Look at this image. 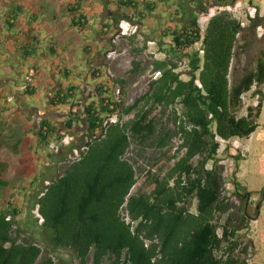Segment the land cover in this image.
<instances>
[{
	"label": "trees",
	"instance_id": "trees-1",
	"mask_svg": "<svg viewBox=\"0 0 264 264\" xmlns=\"http://www.w3.org/2000/svg\"><path fill=\"white\" fill-rule=\"evenodd\" d=\"M191 1L208 12L203 0ZM212 1L223 7L240 0ZM121 3L138 10L142 20L154 11L152 3L143 2L142 10L138 1ZM188 16L185 27L161 34V39H172L168 50L162 51L179 62L152 61L153 77L160 74L132 104L126 101L124 78L116 80L120 99L100 86L98 101L83 110L77 103L78 88L57 92L51 104L70 108L67 129L79 124L75 117L81 116L89 139L82 144L73 141L57 154L65 163L62 172L44 181L46 186L42 184L35 195L32 209L39 215L44 246L20 224L21 210L15 201L6 199L4 206L0 202V264H57L58 250L70 252L80 264H249L253 245L242 232L250 225L251 193H242L236 179L234 192L224 193L218 154L222 143H228L229 150L232 140L249 139L260 126L264 38L257 31L264 28V16L258 11L247 16L245 26L227 10L220 11L210 18L204 33L197 13L185 11L184 18ZM77 19L73 24L83 27V18ZM139 33L130 37L136 57L146 49V44L141 49L136 43ZM199 43L203 56L195 50ZM253 49L257 53L250 58ZM242 56L248 57L244 66ZM186 60V72H178L179 63ZM145 69L144 61H135L129 75L139 76ZM96 73L93 77L98 79ZM251 92L258 105L239 117L243 98ZM75 108L78 114L72 112ZM112 115L117 116L116 123L108 121ZM57 134L56 123L41 122L38 146L48 147ZM84 144L87 150L80 158L69 160ZM9 170L10 165L0 161L1 199L11 186L5 178Z\"/></svg>",
	"mask_w": 264,
	"mask_h": 264
},
{
	"label": "rangeland",
	"instance_id": "rangeland-1",
	"mask_svg": "<svg viewBox=\"0 0 264 264\" xmlns=\"http://www.w3.org/2000/svg\"><path fill=\"white\" fill-rule=\"evenodd\" d=\"M61 1L62 3L57 2L55 5L47 6V8H50V11L44 18L46 21L50 20V17L52 21L54 17L57 18V15H61L62 5L67 0ZM117 1L118 0H104L103 8L108 6V2H110L111 5L109 9L112 12H116L114 15H120V19L113 24V29L110 34L108 36L104 35L108 43V51L103 61L102 75L97 76L99 84L94 85L95 87H88V90L84 91L83 88H85V86H82V84L87 82V80L81 78V89L77 92V103L81 105L80 110H83L93 100L98 101L100 98V86H105V91H107L109 95L114 96L116 100L120 99L122 96L121 86L116 83V80L122 78L127 80L126 101L127 104L130 105L135 99L147 91L149 82L152 78H155L150 68L152 61L174 58L173 60L175 62H179V59L174 57L173 54L168 51H162L168 50L172 39H161V34L168 29H181L185 27L190 21L189 16L184 18L185 11L197 13L199 24H207L210 18L218 12L226 10L239 19L245 26L248 25L247 16L253 17L257 14V11L260 12L261 16H264V0H240L235 6L223 7H217L212 0H203L205 6L208 7V12L206 13L203 10H198L196 4L192 3L191 0H135L138 1L139 4H142L140 5L142 6L140 10L144 8L143 2L147 1L146 3H152L154 5V11L149 12L146 19L142 20L139 14H137L138 10H129L124 7V10L128 11L125 16L132 18V20L129 21L117 10L118 6L114 4ZM227 2L230 3L231 0H227ZM22 6L26 9L24 20L25 22L29 21L33 18V14L35 13L28 3H23ZM107 14L108 13L105 12V17ZM36 17L44 21L41 15L37 14ZM59 21L61 22L63 20ZM93 22L91 28L86 30L74 29L73 32H75L76 35L73 36V39L68 40L67 38V41L72 45L69 52L70 57L67 61V67L79 75H84L90 63V59L85 51V46L89 45L91 48H94V45H97L96 37L98 33L102 31V20L99 19V15L94 16ZM121 24L126 31L130 30V35L118 37L119 31L122 30ZM110 27H112V25H110ZM133 30H136L138 33L140 32L136 39L138 46L144 49L146 44V49H144V52L139 57L134 56L132 52L130 37L135 35L132 33ZM64 34H66V31H64ZM257 35L261 39L264 38V28L259 29ZM161 40L164 42L162 47L159 45ZM45 43L46 40L43 39L37 47L44 50L46 48ZM5 50V46L0 45V51L5 52ZM111 51H116L117 54L109 58L108 56ZM253 53H257L256 49H253V52L250 53V58ZM245 59H248V57L242 56L243 66ZM135 61H144L146 71L139 76L131 77L129 72L133 69V63ZM31 66L32 65L29 64V68H31ZM59 67L61 69L65 67L61 58L51 57V82H56L55 91L59 88V83L57 82H63L64 85L68 86L66 78L54 71V68L57 69ZM5 68L6 67L0 65V74L4 73ZM185 70L186 69L178 70V72H186ZM12 72L13 70L9 71V73ZM182 78L184 80H189L187 75H183ZM100 79L102 80L99 81ZM93 81H96L94 77L91 80L89 79V83ZM79 82L80 78H77V84ZM118 89H120L119 95L117 94ZM92 94L94 96H92V100H89V96ZM45 96L46 94L41 92L38 97H29L28 105L43 107ZM55 96L56 94H53V98ZM243 101L245 106L239 113V117L247 114L248 107H256L258 105V98L253 95V92L246 94ZM50 106V112L53 113L52 120L55 121L59 127V134L53 135L50 138V142L56 140L61 134L63 136L62 141L68 140L70 145L73 143L74 137L76 138V136L79 138L77 139L78 144H82L89 139L86 135L84 122L81 116L75 117L79 124L74 125L75 127L72 130H68L65 123L70 115V108L55 107L52 104H50ZM25 113L27 114H22L21 116L23 120L16 122V126L14 127L15 132H12L11 127L4 125V123H0L2 135L0 137V161H5L10 165V170L5 178L11 184L8 189L2 192L1 196H3V199H1V197L0 202L4 206L6 204V199L15 201V204L21 210V217L19 218L20 224L28 235L33 234L35 240L44 246L45 238L43 230L40 227L41 222L39 221V215L36 210L32 209V206L35 201V195L42 189L40 188L41 185L45 184L44 186H46L47 182L44 183V181H50L51 177L59 176L65 163L59 161L57 154L60 152L51 155L48 153L47 146H38V134L41 122L37 123L36 120L31 119V117H36L38 114L35 111ZM15 115L18 116L16 109L10 111L9 115H7L9 117L8 121L10 122L11 117ZM4 118L6 117L4 116ZM128 119H130L129 116L125 117V120ZM28 122L31 123L30 126L27 125ZM21 124L23 125L21 126ZM259 125L257 131L249 139L232 140L230 142L232 147L229 150L227 147L228 143H222V147L218 154L220 165L223 166V178L225 182L224 193L229 196L234 192L233 179H236L242 184L244 190L242 193H251L247 201L250 225L248 229L242 232L245 239L250 241L253 245V249L248 257L249 264H264V105L262 114L259 118ZM19 137L23 140L22 144L14 146ZM71 138L73 140H71ZM238 157L239 159H237ZM73 158L72 154L68 159L71 160ZM54 162L58 165L57 169H55ZM137 190L138 188H135L133 193ZM235 203L237 204V202ZM195 210L196 206L193 208V211ZM56 257L57 264H80L73 258L70 252L66 250H58L56 252ZM90 264L92 263L90 262Z\"/></svg>",
	"mask_w": 264,
	"mask_h": 264
},
{
	"label": "crops",
	"instance_id": "crops-1",
	"mask_svg": "<svg viewBox=\"0 0 264 264\" xmlns=\"http://www.w3.org/2000/svg\"><path fill=\"white\" fill-rule=\"evenodd\" d=\"M57 2L62 3L61 0H0V45H4L6 48L5 52L0 51V65L6 67L4 73L0 74V123L11 127L12 132H15L16 122L23 120L22 114H27L25 112L35 111L38 115L46 114L44 109L50 106L53 94H57L58 91L66 92L68 88L74 86L76 89L78 88L76 93L79 92L82 84L81 78L87 80L82 84L85 86L84 91H87L88 87L99 84L97 79L91 83H89V79L93 78L96 71V75L99 76L103 71V61L108 51V43L104 35L110 34L113 24L120 19V15H114L116 12L109 9L110 2L103 8L104 0H67L62 5L61 15H57V18L54 17L52 21L51 17L46 21L44 18L50 11L47 6L55 5ZM23 3H28L35 13L33 18L26 22L24 20L26 9L22 6ZM114 4L118 6L117 10L122 15H127L128 11L124 10L121 0ZM105 12L108 13L106 17ZM37 14L41 15L44 21L37 19ZM95 14L99 15V19L102 20V31L96 37L97 45L95 44L94 48L89 45L85 46L90 63L84 75H79L67 67L69 52L72 48L67 38L68 40L73 39V36L76 35L73 32L74 29L91 28ZM79 17L83 18V27L73 24L74 21L79 22L77 19ZM43 39L46 40V48L41 50L37 46ZM51 57L61 58L65 67L54 68V71L63 75L68 81V86L63 82H57L59 88L56 91V82H51ZM29 64L32 65L31 68H29ZM10 70L13 72L9 73ZM77 78H80L78 84ZM27 91L34 92V95H28ZM41 92L46 94L44 106H29V97H38ZM92 96L94 95L89 96V100H92ZM14 109L18 116L11 117L9 122L7 115ZM31 119L35 120L36 117L33 116ZM27 125L30 126L31 123L28 122ZM0 136H2L1 131ZM77 139H79L77 136L74 137V141ZM18 141H21V144L23 142L19 137L14 146Z\"/></svg>",
	"mask_w": 264,
	"mask_h": 264
},
{
	"label": "built area",
	"instance_id": "built-area-1",
	"mask_svg": "<svg viewBox=\"0 0 264 264\" xmlns=\"http://www.w3.org/2000/svg\"><path fill=\"white\" fill-rule=\"evenodd\" d=\"M129 24V23H128ZM208 24V23H207ZM207 24L205 23V24H199V26H200V28H201V31L204 33L205 32V30H206V27H207ZM130 25V24H129ZM121 28H122V30L121 31H119V38L121 37V36H128V35H130L129 33H130V30L129 31H126V29L123 27V25L121 24ZM136 29H137V27H136ZM137 31L136 30H133L132 31V33L133 34H135ZM121 34V35H120ZM196 51H199V53H200V55L201 56H203L204 55V50H203V48H202V43H199V44H197L196 45V49H195ZM117 54V52L116 51H111L110 52V55L108 56L109 58L110 57H112V56H114V55H116ZM180 64V68L178 69V70H184V69H187V67H188V61L186 60V61H183V62H180L179 63ZM159 74L160 73H157L156 75H155V78H157L158 76H159ZM198 84H199V82H198ZM200 85V84H199ZM117 94L119 95L120 94V89H118V91H117ZM74 114H78V112H79V109L77 108H75V109H73V111H72ZM117 120H118V118H117V116L116 115H112V116H110L109 118H108V121H110L111 123H116L117 122ZM71 140H73L72 138H71ZM87 141V140H86ZM85 141V142H86ZM68 146H70V143H69V141L68 140H64V141H62V139L61 140H58V139H56V140H53V141H51L50 142V144H49V146H48V153H50L51 155L52 154H55V153H58V152H61V150L63 149V148H65V147H68ZM87 150V147L85 146V144L84 145H82V146H79V147H77L75 150H74V152H73V159H78V158H80V156H81V153L82 152H84V151H86Z\"/></svg>",
	"mask_w": 264,
	"mask_h": 264
},
{
	"label": "flooded vegetation",
	"instance_id": "flooded-vegetation-1",
	"mask_svg": "<svg viewBox=\"0 0 264 264\" xmlns=\"http://www.w3.org/2000/svg\"><path fill=\"white\" fill-rule=\"evenodd\" d=\"M51 106H49L48 108H45L44 109V112L46 113V114H42V115H38V116H36V121H37V123L38 122H43V121H46V120H49V121H51V122H53V123H55V121H53L52 120V115H53V113L52 112H50L51 111V108H50ZM30 116H32L31 114H29Z\"/></svg>",
	"mask_w": 264,
	"mask_h": 264
},
{
	"label": "bare ground",
	"instance_id": "bare-ground-1",
	"mask_svg": "<svg viewBox=\"0 0 264 264\" xmlns=\"http://www.w3.org/2000/svg\"><path fill=\"white\" fill-rule=\"evenodd\" d=\"M108 73V72H107Z\"/></svg>",
	"mask_w": 264,
	"mask_h": 264
},
{
	"label": "water",
	"instance_id": "water-1",
	"mask_svg": "<svg viewBox=\"0 0 264 264\" xmlns=\"http://www.w3.org/2000/svg\"><path fill=\"white\" fill-rule=\"evenodd\" d=\"M69 130V129H68Z\"/></svg>",
	"mask_w": 264,
	"mask_h": 264
}]
</instances>
